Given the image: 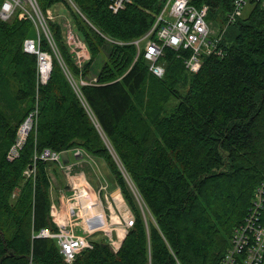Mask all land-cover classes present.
Returning a JSON list of instances; mask_svg holds the SVG:
<instances>
[{"label":"trees","instance_id":"obj_1","mask_svg":"<svg viewBox=\"0 0 264 264\" xmlns=\"http://www.w3.org/2000/svg\"><path fill=\"white\" fill-rule=\"evenodd\" d=\"M37 3L55 14L47 21L62 60L40 34V49L52 56L46 83L38 54L24 50L26 39H38L34 20L20 9L0 17V264H219L264 181L262 2L251 1V11L225 28L232 0H192L209 6L222 52L203 54L193 72L190 51L167 46L158 60L163 76L135 43L153 26L159 0H133L117 12L110 0ZM66 18L90 52L81 65ZM35 108L36 125L10 159ZM74 148L106 164L135 221L117 251L91 239L68 262L55 238L38 235L58 230L52 189L63 174L41 155Z\"/></svg>","mask_w":264,"mask_h":264},{"label":"built area","instance_id":"obj_2","mask_svg":"<svg viewBox=\"0 0 264 264\" xmlns=\"http://www.w3.org/2000/svg\"><path fill=\"white\" fill-rule=\"evenodd\" d=\"M251 1L262 2L264 7V0H232V8L228 13L225 28L228 24L232 23L243 14L245 8ZM29 2L33 9H35V0H29ZM110 2L112 3L114 12H117L119 9H123L128 4L132 3L133 0H110ZM159 2L160 8L158 12L155 13L153 26L143 37L135 40V43L138 44L140 48L141 46L144 47L145 56L150 62V70L154 74L157 76H163L165 72L164 66L160 64L158 60L164 54L165 47L167 46L175 49H188L190 52L185 59V63L187 68L193 72H197L200 69L203 54H220L222 52V49L219 46L221 39L219 29L207 19L209 11L208 5L205 4L198 7L192 3V0H159ZM24 4V0H6L0 10V17L3 20H9L15 13L17 7L22 6L28 16L34 20L37 28H39L37 18L34 17V14L27 9ZM43 29L46 33L45 35L51 42L48 26L47 28L43 26ZM152 36H154V38ZM39 43L40 32L38 39L28 38L25 40L24 50L38 54V79L40 83H46L50 76L52 62L50 55L40 49ZM82 47L85 50V45H82ZM46 64H48L47 70H45V67L43 68ZM82 83L87 82L82 81ZM37 116L38 108H35L19 126L16 143L9 152L10 159H13L18 155L19 150L22 148L30 132L36 125ZM71 151L74 152L77 158L84 155L81 154L83 153L81 148H74ZM41 157L43 159L57 162L63 172L65 173L66 171L68 173L70 180L73 183H76V175L72 174L73 163H65L61 152L47 151L43 153ZM31 170L27 172L30 174ZM77 179L80 180L81 177ZM81 194V209L79 211L74 209L70 211L76 216L85 215L86 209H89L93 204L99 205V197L97 195L85 190H81ZM113 194L122 195L119 192ZM62 196H64L63 199H65V193H63ZM111 196L113 197V195ZM51 208V216L58 226V230L57 232H52L49 229H42L38 235L55 238L66 261L72 262L80 251L86 247H92L89 237L96 233V231L100 230L101 226L100 224L90 226L88 221H90L92 217L86 218V216H83L84 221L88 220L86 222L87 228L83 229L85 234L82 235L75 230L76 226L73 228V224H70L65 220L69 218L67 208L62 207L61 205L56 206V203L52 204ZM128 209L129 211L121 216L120 221H116V224L124 225L122 233H127L128 229L134 225L135 215L129 207ZM101 214L102 211L100 213L98 211L97 215L99 216ZM110 216L112 215L110 214ZM112 221L111 225L113 224ZM104 222V219L101 220V223ZM116 227L117 226H109L103 230L106 237L105 239L111 244L113 249L117 251L121 245H116L114 242L115 238L113 237V230ZM219 264H264V181L256 187L252 203L245 219L234 228L231 238V247L228 249Z\"/></svg>","mask_w":264,"mask_h":264},{"label":"rangeland","instance_id":"obj_3","mask_svg":"<svg viewBox=\"0 0 264 264\" xmlns=\"http://www.w3.org/2000/svg\"><path fill=\"white\" fill-rule=\"evenodd\" d=\"M24 2H25L24 6L28 5L30 7L29 10L34 14V17L37 18V21H38L37 24H39V28L37 29L36 35L38 36L39 32L42 35H43V33L46 34L44 29H43V26L45 28H47V26H48V28H49L47 20H49V18L53 19L51 17L52 11L48 10V14L44 13L42 11V9L40 8V6L38 5L37 0H35V6H36L35 9H33L29 0H24ZM251 8L252 7L248 5L245 8L243 14L247 15L251 11ZM19 9L25 12V10L22 6H18L17 9L15 10V12ZM63 14H66L65 11H63ZM21 15H22V13H21ZM65 27L67 29L66 34L68 36L71 49L75 53L76 62L78 65H81L84 60H87L90 58L89 49H88L85 41H83L80 37H78L76 34H74L73 29H72V25L70 22H66ZM49 30H50V28H49ZM50 40L52 42L51 44H52L58 58L60 59V61H62L60 54L58 52V49L56 47V44L54 42L51 31H50ZM82 45H85V50L83 49ZM46 53H48V52H46ZM48 54L50 55V53H48ZM80 55H81V57H80ZM50 57H51V62H52V56L50 55ZM80 60H81V63H80ZM95 66H96V68L92 73V77H95V74L101 68L100 64H96ZM81 154L82 155L84 154V155L80 156V158H78L79 159L78 161H80V162L77 164L75 163L72 166V174L76 175L75 176L76 177V183H73L70 180V176H68V173L65 170L64 171L66 174L62 171L63 172L62 176L59 174H57L58 176L57 175L54 176V178L57 180H55V182H53L52 204L56 203V206L61 205L62 207L67 208V213H68L69 218L65 219V220H67L70 224H73V228L76 226L75 230L78 233L85 234V231L83 229L87 228L86 222L88 219L84 221L83 216H86V218L92 217V219L90 221H88L90 223L89 225L94 226L95 224H100L101 229L96 231V233L90 237H93L94 240H100L103 238L105 239L106 237H105V233H104L103 229L107 228L109 226L115 227V226L119 225V224H116V221H119L120 217L122 215H124L126 212H128L129 209L126 206V203L124 202L125 200H123L122 195H114L113 194V197L110 195L113 191L117 190L118 187H114L111 180H109L108 168L106 167V164L104 162H102L101 160L93 157V156H89V155L85 156L86 154L84 151ZM71 155H72L73 160H76V155L74 154L73 151H72ZM81 159H85V161H83ZM94 165L96 167V170H94ZM31 169H33V168L30 167L29 170H31ZM29 170H26L27 174H29L27 172ZM32 171L33 170H31V172ZM79 175L81 177L80 180L77 179V178H80ZM83 184H85L86 189L89 190V193L92 192L94 195H97L99 197L100 202H99V205L93 204L90 206L89 209H86L85 215L76 216L75 214L71 213L70 211L72 209L79 211L82 207L81 206L82 205L81 189H83ZM63 188H65V189H63ZM133 189H134L137 197L141 200V198H140L137 190L135 189V187ZM60 190L65 193V199L60 198V196H61ZM18 192H19V190L16 189L13 196L16 197L18 195ZM93 198H94V196H93ZM108 200L111 201L112 205H110ZM95 203H96V201H95ZM83 210H85V209H83ZM98 211H99V213L102 211V214L99 216L97 215ZM110 214L112 216H110ZM103 219L105 220V222L101 223V220H103ZM111 221L113 223L112 225H111ZM102 235H103V237H102Z\"/></svg>","mask_w":264,"mask_h":264},{"label":"crops","instance_id":"obj_4","mask_svg":"<svg viewBox=\"0 0 264 264\" xmlns=\"http://www.w3.org/2000/svg\"><path fill=\"white\" fill-rule=\"evenodd\" d=\"M51 17L54 19L55 18V14H52L51 15ZM63 17H65V15L63 16ZM66 22H70L67 18H66ZM65 22V23H66ZM72 151H70L69 152V161L70 162H72L73 164H77V163H79L80 161H78L79 159L76 157V160H73V158H72ZM81 160H83V161H85V159H81ZM89 162V161H88ZM90 163V162H89ZM94 170H96V167H95V165H94ZM103 179V178H102ZM63 189H65V188H63ZM60 192H61V196H60V198H64V196H62L63 195V193L64 192H62L61 190H60ZM114 192V191H113ZM113 192L110 194V195H113ZM115 193V192H114ZM109 201V203H110V205H112V203H111V201L110 200H108ZM113 207V206H112ZM120 219H121V217H120ZM120 221V220H119ZM82 229V228H81ZM124 229V225L123 224H119V225H117V227L113 230V237L115 238V244L116 245H118V244H120L121 245V243L123 242V239L125 238V236H126V234L127 233H122V230ZM80 234H82V235H84L83 233H80ZM95 234V233H94ZM93 234V235H94ZM102 237H103V235H102ZM90 239H94L93 237H90Z\"/></svg>","mask_w":264,"mask_h":264},{"label":"water","instance_id":"obj_5","mask_svg":"<svg viewBox=\"0 0 264 264\" xmlns=\"http://www.w3.org/2000/svg\"><path fill=\"white\" fill-rule=\"evenodd\" d=\"M62 158H63L64 162H68L69 161L68 160L69 159L68 152H66V151L63 152L62 153ZM118 191L121 192V189L119 188Z\"/></svg>","mask_w":264,"mask_h":264},{"label":"bare ground","instance_id":"obj_6","mask_svg":"<svg viewBox=\"0 0 264 264\" xmlns=\"http://www.w3.org/2000/svg\"><path fill=\"white\" fill-rule=\"evenodd\" d=\"M45 67V70H47L48 69V64H46L45 66H43V68ZM82 182V181H81ZM90 182V181H89ZM91 183V182H90ZM83 189L85 190V191H89L88 189H86V186H85V184H83ZM83 189H81L82 191H83ZM100 202V201H99ZM101 207V206H100Z\"/></svg>","mask_w":264,"mask_h":264}]
</instances>
